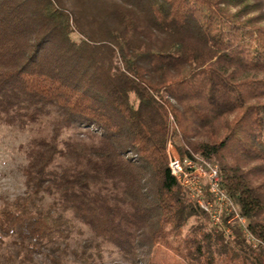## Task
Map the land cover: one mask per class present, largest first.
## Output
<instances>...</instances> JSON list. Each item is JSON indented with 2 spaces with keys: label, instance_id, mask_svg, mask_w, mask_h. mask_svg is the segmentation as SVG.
<instances>
[{
  "label": "trees",
  "instance_id": "obj_1",
  "mask_svg": "<svg viewBox=\"0 0 264 264\" xmlns=\"http://www.w3.org/2000/svg\"><path fill=\"white\" fill-rule=\"evenodd\" d=\"M0 123L26 136L0 264H92L77 223L124 255L153 227L185 264H264V0H0ZM169 141L217 161L245 231H215Z\"/></svg>",
  "mask_w": 264,
  "mask_h": 264
},
{
  "label": "rangeland",
  "instance_id": "obj_2",
  "mask_svg": "<svg viewBox=\"0 0 264 264\" xmlns=\"http://www.w3.org/2000/svg\"><path fill=\"white\" fill-rule=\"evenodd\" d=\"M70 38L74 41H79V35L73 33ZM116 61V60H115ZM26 139L25 135L19 134L13 127L6 126L0 123V204L3 201H10L13 198L21 195L23 192V178L19 171V165L23 161L21 153L18 151L19 146ZM169 142L166 145V155L168 152L181 158L178 154L174 143ZM198 156L195 154V157ZM197 164L209 169L210 167H216L218 169V163L216 160L208 161L204 163L199 159L196 160ZM169 165V161H168ZM219 170V169H218ZM219 178L220 173L218 172ZM221 181V180H220ZM209 183L205 182L203 185V201L210 205V208L214 212L219 210L221 214V223H216L211 214L205 212L195 200H193L187 191L185 193L191 201H193L200 210H202L208 217L210 225L215 229L216 232L223 233L225 239L232 240L235 236L234 231L242 227V219L236 206L230 201L224 190H221V197L217 202L216 198L209 193ZM222 188V186H221ZM223 195L225 197H223ZM247 220V219H246ZM248 221V220H247ZM248 222L245 223V225ZM225 227V228H224ZM226 227H229L228 229ZM76 228L78 229L73 236L72 247H75L78 243L81 244L87 241L86 244L90 248V251H94L95 256L92 258V264H185L184 261L173 251L165 248L161 244L152 246L149 241V235L153 230L146 227L143 232L137 237L136 245L128 255H124L117 249L108 243H101L99 248L95 247V244L100 242V239L92 237L90 230L81 224L77 223ZM225 230L227 231L225 233ZM252 243L256 244L253 239Z\"/></svg>",
  "mask_w": 264,
  "mask_h": 264
},
{
  "label": "built area",
  "instance_id": "obj_3",
  "mask_svg": "<svg viewBox=\"0 0 264 264\" xmlns=\"http://www.w3.org/2000/svg\"><path fill=\"white\" fill-rule=\"evenodd\" d=\"M169 147L171 143L169 141ZM199 156H196L195 159L190 158H179L174 154H170L168 152V161H169V169L172 176L177 180L180 186L188 192L190 197L197 202V204L205 211L211 214L212 219L220 224L221 223V214L219 210L215 211L213 214V210L210 208V205L203 201V185L205 182L209 183V193L212 194L217 202L221 197V183L218 175V169L216 167H210L209 169H204L203 166L197 164L196 160ZM200 159V158H199ZM204 163H208V160L201 159ZM209 164V163H208ZM223 197H225L223 195ZM242 219V227L247 226L245 223L247 222L246 218L240 216ZM225 228V227H224ZM227 229L229 227H226ZM227 231L225 230V233Z\"/></svg>",
  "mask_w": 264,
  "mask_h": 264
}]
</instances>
